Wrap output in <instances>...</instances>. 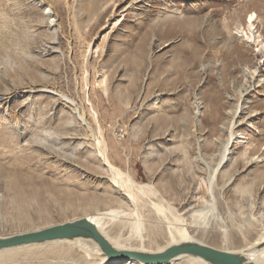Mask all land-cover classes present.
I'll use <instances>...</instances> for the list:
<instances>
[{
    "label": "rangeland",
    "instance_id": "obj_1",
    "mask_svg": "<svg viewBox=\"0 0 264 264\" xmlns=\"http://www.w3.org/2000/svg\"><path fill=\"white\" fill-rule=\"evenodd\" d=\"M263 44L264 0H0V236L116 208L101 226L122 245L168 246L166 224L142 241L123 221L134 205L99 138L159 190L135 189L145 219L159 202L202 243L252 247L264 238ZM76 247L48 242L0 264L127 262Z\"/></svg>",
    "mask_w": 264,
    "mask_h": 264
},
{
    "label": "bare ground",
    "instance_id": "obj_2",
    "mask_svg": "<svg viewBox=\"0 0 264 264\" xmlns=\"http://www.w3.org/2000/svg\"><path fill=\"white\" fill-rule=\"evenodd\" d=\"M255 17H256L255 13H251L250 14L249 20L247 22V24L249 23L248 24L249 27L253 26L254 21H255ZM249 27H248V29H249ZM82 118H84V116ZM94 146L96 147L95 151L97 152V156L102 158L101 160H103L104 164L107 166L108 172L111 173L112 181L115 184H117L118 187L125 188L127 190L128 200H129V202L131 201L133 203L134 209L132 208L133 210L132 211H128V213H126L127 211L122 210L121 214L124 215V216L125 215L128 216V217L126 216L127 218L125 220H123V221H125L126 224H129L131 226V229L134 230L138 234L137 235V236H139L138 238H140L143 241V238H144L143 237V233L147 230L148 227L151 229V231H154L155 234L156 233L159 234L160 230L166 224L169 227V232H170V235L172 237V241L170 242L169 245H171L173 243L189 242V241H194V242L196 241V242L202 243V242L198 241L196 238H194L190 234V232L188 231V229L186 227H182L179 224H177V222H183L184 221L182 216L181 217H179V216L175 217L174 218V221L176 222L175 223L168 216L170 211L167 212V210H168L167 207L164 204H162V203H159V202L157 203L156 202L154 204L155 207H156V214H157V218L156 219H153V220L149 219V218L145 219L146 215H145V217H143V215L138 210L136 202L138 201L139 197H138V193H137V191L135 189H137V190H139L141 192H145V189L149 188V191H151L155 195L158 194L159 190L155 189L154 187L152 188V186H150V185H139L133 179V177L131 175L125 173L119 167L115 166V164H113L110 161V159L108 157V154H107V151H106L107 146L104 147V145L102 144V140L101 139L97 138L96 139V143H94ZM226 151H227V148L224 150L223 155L221 156V160L219 162V165L222 164V162L225 160ZM164 203H165V201H164ZM210 209L214 211L215 209H217V207H215L213 205V207L211 206ZM116 212H118V209L113 208V209H110L109 211H106V212L99 211L97 213V215H95V216H93V215H88L87 216L91 221H93L96 224L97 229L107 238V240H109V242L115 248L121 249V250H135V251H141V252L155 253V252L163 251L165 248H167L169 246L168 245V246H165L163 248H159L157 250L147 249L144 245H142L140 248H136V247L135 248H127V247H125L124 245H122L120 243L121 242V240H120L121 238H119V237L114 238V237L110 236L107 232L104 231L103 227L101 226V221L103 219H106L108 216L112 217V215H114ZM213 214H214V212H213ZM216 217H217V215H216ZM167 226H166V228H167ZM65 241H67V240H65ZM51 242H61V240L49 241V243H51ZM73 242H75V246H77L76 248H78V250L82 251L85 254V257L87 259H92L93 257H95L96 254H100V255L103 256L104 262H107V261H112L113 262V261H117V260H126L127 261L126 264H131V263H134V262H137L139 264H145V263H143V262H141L139 260H136V259H122V258H118V259L108 260L104 256V252L101 250L99 245L92 239L77 238V239H74ZM46 243H48V242L27 244V245H23V246H19V247H12V248H4V249L0 250V254H2V255L3 254H12V255L16 254L17 255V254H19L20 251H24V250H27V249H30V248L31 249H35V248H38V247L42 246V244H46ZM202 244H205V243H202ZM73 249H72V251H73ZM69 251H71V250H69ZM226 251H230V252H233V253H236V254H239V255L243 256L247 260V262L249 264H264V238H262L261 240L256 242L252 247H250L248 249H244V250L236 251V252L235 251H231V250H226ZM180 258H187L186 260H189V262L193 263V264H211L208 261H206V260H204L202 258H199V257H195V256L185 255V256L179 257L178 259H180ZM173 261H171L168 264L173 263ZM90 264H92V263H90ZM165 264H167V263H165Z\"/></svg>",
    "mask_w": 264,
    "mask_h": 264
},
{
    "label": "water",
    "instance_id": "obj_3",
    "mask_svg": "<svg viewBox=\"0 0 264 264\" xmlns=\"http://www.w3.org/2000/svg\"><path fill=\"white\" fill-rule=\"evenodd\" d=\"M77 238L94 240L108 260L122 258L136 259L145 264H168L181 256L188 255L202 258L211 264H249L247 260L239 254L221 250L196 241L173 243L163 251L155 253L117 249L87 216L32 231L0 236V250L27 244L56 240H74Z\"/></svg>",
    "mask_w": 264,
    "mask_h": 264
}]
</instances>
